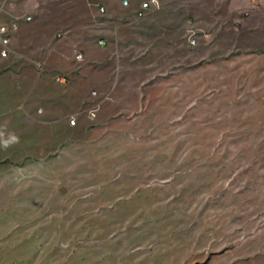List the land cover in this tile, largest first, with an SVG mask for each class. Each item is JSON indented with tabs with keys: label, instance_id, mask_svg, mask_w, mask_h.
Wrapping results in <instances>:
<instances>
[{
	"label": "rangeland",
	"instance_id": "rangeland-1",
	"mask_svg": "<svg viewBox=\"0 0 264 264\" xmlns=\"http://www.w3.org/2000/svg\"><path fill=\"white\" fill-rule=\"evenodd\" d=\"M128 1L0 0V264H264V0Z\"/></svg>",
	"mask_w": 264,
	"mask_h": 264
},
{
	"label": "built area",
	"instance_id": "built-area-1",
	"mask_svg": "<svg viewBox=\"0 0 264 264\" xmlns=\"http://www.w3.org/2000/svg\"><path fill=\"white\" fill-rule=\"evenodd\" d=\"M123 6L127 7L128 2L124 1ZM159 4L157 0H148L145 1L141 4L140 10L137 13V17H143L145 12L152 10V9H158ZM99 11L103 13L105 11L104 7H99ZM31 18L30 17H24L23 22H30ZM19 23L17 20H14L10 23H0V57L1 58H6L9 55L10 52V44L12 41V38L16 34L18 30ZM188 43L191 46H195V36L194 34L191 33L188 39ZM76 60H81L82 56L81 54H77L75 56ZM56 81L59 84H64V79L63 78H58ZM90 117H94V112H90ZM74 124L73 121H71V125Z\"/></svg>",
	"mask_w": 264,
	"mask_h": 264
},
{
	"label": "crops",
	"instance_id": "crops-1",
	"mask_svg": "<svg viewBox=\"0 0 264 264\" xmlns=\"http://www.w3.org/2000/svg\"><path fill=\"white\" fill-rule=\"evenodd\" d=\"M124 1H127V2H128V6H129V1H128V0H119L120 5L123 6V2H124ZM145 1H148V0H145ZM145 1H143V2H145ZM143 2H142V3H143ZM142 3H140V5L138 6V8H137V10H136V13H135V18L137 19V20H135L136 22L138 21V19L140 20V18H142V17H137V13H138V11L140 10V7H141V4H142ZM100 6L103 7L104 4L101 3V5H99V7H100ZM123 7H124V6H123ZM154 10H156V9H152V10H149V11L145 12V14H144L143 17H145L146 14H148L149 12L154 11ZM103 43H104L103 41H100V44H103Z\"/></svg>",
	"mask_w": 264,
	"mask_h": 264
}]
</instances>
